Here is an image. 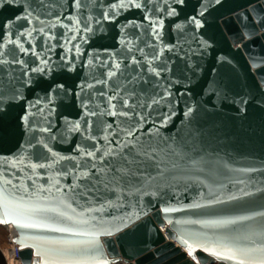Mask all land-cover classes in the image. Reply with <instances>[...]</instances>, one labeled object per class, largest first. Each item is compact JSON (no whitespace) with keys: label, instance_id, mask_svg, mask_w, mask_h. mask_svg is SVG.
<instances>
[{"label":"snow or ice","instance_id":"snow-or-ice-1","mask_svg":"<svg viewBox=\"0 0 264 264\" xmlns=\"http://www.w3.org/2000/svg\"><path fill=\"white\" fill-rule=\"evenodd\" d=\"M50 2H55L61 12L41 14L40 9ZM234 2L164 0L161 11L160 0H0V142L17 134L28 137L26 150L38 161H47L32 163V170L51 168L70 159L47 143L49 134L51 140L62 142L56 134L60 131L55 122L57 113L62 107H80L83 115H65L62 124L67 133L82 137L74 149L81 162L71 170L75 179L69 191L74 196L89 192L114 194L117 201L131 194L134 211L121 219L117 238L122 234L133 241L143 240L150 210L176 198L182 189L198 188L203 192L209 187V179L219 174L227 125L238 122L242 128L259 130L264 135V51L249 55V73L258 78L255 87L249 88L239 79L233 58L218 50L216 39L217 32L235 22L242 31L232 40L233 44L247 50L246 38L264 41V0H248L247 7H229ZM132 10L145 13L143 20L148 21L160 50L151 58L145 56L144 61L136 56L130 60L125 57L123 69L122 61H101L110 65L108 78L116 77L118 83L110 92L100 93L107 96V116L115 120L102 125L105 135L96 137L90 132L93 121L86 117H96L98 113L90 109L91 100L83 98L85 85L69 83L68 79L77 72L78 64L83 69L100 60L84 46L103 39L102 29L118 26L119 44L131 43L122 34L129 26L136 27L137 22L120 23V16ZM61 28L63 32L57 31ZM165 33L172 37L168 42L164 41ZM38 38L43 40L39 51ZM148 46L155 48L156 44ZM58 48L64 54L56 58ZM137 51L143 53V49ZM165 51L171 55H164ZM85 55L90 57L87 62L81 58ZM201 81L203 85L194 91ZM178 113L182 116L178 130L169 135L167 129ZM37 132L41 135L37 136ZM100 139L104 140L103 145ZM24 161L23 155L14 156L10 166L22 165ZM80 188L84 191L78 193ZM249 195L243 193L245 197ZM0 203L9 211L21 207L7 191H0ZM107 203L111 206L112 201L108 199ZM49 211L64 215L56 208ZM169 211L168 207L162 208L164 214ZM245 219L251 218L211 223L234 225ZM23 226L42 227L37 223ZM100 234L111 237L113 232L103 229ZM258 237L264 238V231L253 228L218 246L229 252L223 258L234 260L235 264H264V244H257ZM74 251L54 249L53 254L68 255ZM209 254L217 256L216 252ZM186 255L192 257L193 253L188 251ZM155 264H160L159 258Z\"/></svg>","mask_w":264,"mask_h":264},{"label":"water","instance_id":"water-1","mask_svg":"<svg viewBox=\"0 0 264 264\" xmlns=\"http://www.w3.org/2000/svg\"><path fill=\"white\" fill-rule=\"evenodd\" d=\"M63 2L65 0H60V3ZM163 5L164 0H160L161 11ZM237 6L247 7L248 0H235L229 5ZM49 11L60 13L61 8L55 2H50L47 7L40 9L41 14ZM87 12L88 10L86 14ZM144 15L139 10H132L120 16V23L126 20L137 22L136 27L129 26L122 34L130 44H119L121 35H118V26L102 29L105 32L103 39L94 40L90 45L84 46L93 56H99L100 60L83 69L78 64L77 72L68 79L69 83L77 81L85 85L83 98L90 99V109L98 113L96 117H86L93 121L90 130L93 136L103 137L105 133L102 125L115 120L107 116V96H101L100 93L110 92L118 79L108 78L110 65L101 61H122L123 69V62H127L125 57L130 60L132 56H136L144 61L145 56L151 58L160 50V44L154 40L148 21L143 20ZM57 31L63 32L64 29ZM239 31H242L241 26L233 22L226 29L217 32L218 50L233 58L239 79L249 88H254L258 78L254 73H249L248 58L249 55L264 51V41L246 38L245 50L244 47L232 43ZM228 33L232 35L229 36ZM171 39L172 37L164 34L165 42ZM36 43L39 51L42 38H38ZM149 44H156V47H149ZM128 48L132 51L128 52ZM137 48L143 49V53L137 51ZM63 54V49L56 50V58ZM164 55L171 54L165 51ZM81 58L85 62L90 59L86 55ZM31 59L29 57L30 62ZM203 83L201 81L194 91H198ZM89 84L93 87H87ZM163 107L167 110L168 105L164 103ZM65 115L78 118L83 113L78 106L62 107L57 113L55 122L60 131H53L60 136L62 142L51 140L49 134L46 137L47 143L54 151L70 159L59 161L51 168L32 170V163L47 161H38L26 150L28 137L17 134L0 142V191L11 193L15 202L21 205L19 209L9 211L0 203V226L9 228L17 245L21 264H103L104 261L107 264H155L158 258L160 264H235L234 260L223 258L229 252L218 244L226 239L238 238L249 229L264 231V135L259 130L248 131L246 126L242 128L238 122L227 125V140L222 145V164L218 166L219 174L209 179V187L204 188L203 192L198 188L187 191L182 189L176 198L157 204L154 210L149 211V222L145 226L143 240L133 241L122 234L118 240L117 229L121 227V219L134 211L132 196L127 194L125 199L117 201L114 194L89 192L86 196H74L69 191V186L75 179L71 170L81 162L79 153L74 149L77 143L82 142V137L79 134H69L62 127ZM181 119L182 116L178 113L167 129L169 135L177 132ZM40 135L37 132V136ZM99 142L101 145L105 143L103 139ZM18 145L25 147L18 148ZM20 155L25 157L24 164L11 167L12 158ZM58 172H67L68 175H58ZM77 191L83 192L84 188ZM244 192L251 195L245 197ZM231 196L238 199L231 200ZM108 199L112 201L111 206L107 203ZM217 200L221 203H216ZM198 204L202 207H196ZM163 207H168L170 211L164 214ZM52 208L58 209L64 215L59 216L49 211ZM240 217L251 219L241 220L234 225L211 223ZM26 223H37L42 227H24ZM51 228H65L68 231H51ZM103 229L113 232V235H101ZM257 244H264V238L258 237ZM54 249L75 251L68 255H54ZM188 251H192V257L186 255ZM210 252H216L217 256H211Z\"/></svg>","mask_w":264,"mask_h":264},{"label":"built area","instance_id":"built-area-1","mask_svg":"<svg viewBox=\"0 0 264 264\" xmlns=\"http://www.w3.org/2000/svg\"><path fill=\"white\" fill-rule=\"evenodd\" d=\"M5 231V244L0 247V254L4 260V264H21L19 259V251L14 243V238L7 226H2ZM123 264V263H117Z\"/></svg>","mask_w":264,"mask_h":264},{"label":"rangeland","instance_id":"rangeland-1","mask_svg":"<svg viewBox=\"0 0 264 264\" xmlns=\"http://www.w3.org/2000/svg\"><path fill=\"white\" fill-rule=\"evenodd\" d=\"M3 244H5V231L0 227V247H3Z\"/></svg>","mask_w":264,"mask_h":264},{"label":"crops","instance_id":"crops-1","mask_svg":"<svg viewBox=\"0 0 264 264\" xmlns=\"http://www.w3.org/2000/svg\"><path fill=\"white\" fill-rule=\"evenodd\" d=\"M0 227L3 228L2 226H0ZM0 264H4V260H3L2 256H1V254H0Z\"/></svg>","mask_w":264,"mask_h":264}]
</instances>
